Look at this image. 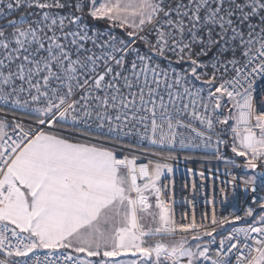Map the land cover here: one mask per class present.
Listing matches in <instances>:
<instances>
[{
	"label": "snow or ice",
	"instance_id": "snow-or-ice-1",
	"mask_svg": "<svg viewBox=\"0 0 264 264\" xmlns=\"http://www.w3.org/2000/svg\"><path fill=\"white\" fill-rule=\"evenodd\" d=\"M0 264H264V0H0Z\"/></svg>",
	"mask_w": 264,
	"mask_h": 264
},
{
	"label": "built area",
	"instance_id": "built-area-1",
	"mask_svg": "<svg viewBox=\"0 0 264 264\" xmlns=\"http://www.w3.org/2000/svg\"><path fill=\"white\" fill-rule=\"evenodd\" d=\"M196 169L200 170L199 167H196ZM205 171L207 173V169H205ZM221 178H223V177H221ZM191 182H193V179L190 178V177H186L184 175L183 166H181L180 172L175 177V198L178 201H180L181 203L183 202V199L185 197L191 198L193 196ZM195 183L197 184L196 196H197L198 204H199V207L202 209L204 207V203L203 202H204L205 195H207L209 198L212 196V193H213V178L211 176H209L208 179H206L204 181L205 189H204L203 193L200 192V187L199 186L201 184V181H200L199 176L195 177ZM185 184H187V188L184 187ZM216 185H217L216 191L218 193L219 180L216 181ZM217 210H218V212L223 211L226 214L227 211H229L230 209H228L227 206H225L224 208H221L220 205H217Z\"/></svg>",
	"mask_w": 264,
	"mask_h": 264
},
{
	"label": "bare ground",
	"instance_id": "bare-ground-1",
	"mask_svg": "<svg viewBox=\"0 0 264 264\" xmlns=\"http://www.w3.org/2000/svg\"><path fill=\"white\" fill-rule=\"evenodd\" d=\"M212 165H213V167H215L216 163H215V162H213V164H212ZM195 167H199V165H195ZM205 169H207V168H205ZM192 183H193V182H191V185H192ZM196 185H197V184H196Z\"/></svg>",
	"mask_w": 264,
	"mask_h": 264
},
{
	"label": "trees",
	"instance_id": "trees-1",
	"mask_svg": "<svg viewBox=\"0 0 264 264\" xmlns=\"http://www.w3.org/2000/svg\"><path fill=\"white\" fill-rule=\"evenodd\" d=\"M213 166V165H212Z\"/></svg>",
	"mask_w": 264,
	"mask_h": 264
}]
</instances>
